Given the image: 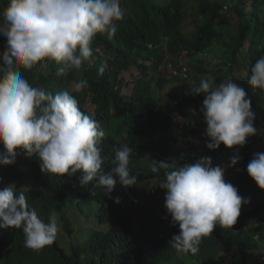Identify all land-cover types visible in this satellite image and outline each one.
<instances>
[{
    "label": "trees",
    "instance_id": "trees-1",
    "mask_svg": "<svg viewBox=\"0 0 264 264\" xmlns=\"http://www.w3.org/2000/svg\"><path fill=\"white\" fill-rule=\"evenodd\" d=\"M195 1L120 0L123 18L115 22V35L97 33L91 43L92 57L81 69L60 76L59 65L50 59L31 70L18 69L34 88L51 93L69 91L81 111L100 122L105 131L99 145L105 158L103 172L115 166L112 161L116 150L127 144L132 148L128 169L138 178L135 186H148L150 190L156 187L158 194L166 192L159 184L165 179V171L171 169L152 173V161L182 167L210 157L212 166H219L230 152L223 144L215 150L207 147L210 141L202 111L205 96L191 91L202 79L214 80L217 85L230 80L243 87L251 100L256 134L264 138V112L253 102L255 93L264 90L253 89L247 83L252 65L264 56V0ZM7 5L8 0H0V24ZM6 48L7 38L0 35V67L4 66L2 54ZM101 65L105 71L98 75ZM207 73L210 76H205ZM3 75L0 73V78ZM85 80L88 86L75 91V84ZM127 88L130 91L124 93ZM179 116L193 117L190 133L188 122L179 123ZM175 129L182 131V139L155 138L158 133ZM196 141L199 144L193 146ZM254 143L250 136L240 146L239 167L243 171L233 172L228 182L249 203H242L232 227L217 225L202 239L197 253L188 252L197 264H249L254 254L264 253V190L247 172L255 157ZM5 151L0 145V153ZM16 153L13 164L0 165V190L13 185L17 193L24 189L28 206L38 218L45 223L53 216L59 222L61 218L63 233L69 237L74 230L64 219L66 208L75 217L79 215L89 222L96 216L97 221L93 218V227L88 230L92 233L73 245L71 254L58 236L52 245L32 250L24 245L22 229H0V264L174 263L179 251L169 241L179 235L180 229L178 224L173 225L171 216L150 226L147 218L137 224L122 211L121 197L135 186L125 188L117 183L106 194L103 188L95 187V180L81 187L79 172L71 176L45 174L38 155L29 156L23 149H16ZM145 194L151 197L149 192ZM117 197L119 204L114 202ZM94 203L97 207L92 206ZM257 264H264V259Z\"/></svg>",
    "mask_w": 264,
    "mask_h": 264
},
{
    "label": "clouds",
    "instance_id": "clouds-1",
    "mask_svg": "<svg viewBox=\"0 0 264 264\" xmlns=\"http://www.w3.org/2000/svg\"><path fill=\"white\" fill-rule=\"evenodd\" d=\"M3 16L0 35L7 38V48L2 54L4 66L0 67L4 73L0 78V145L6 151L0 153V165L13 164L16 149H23L29 156L38 155L42 173H81V187L95 180V187L109 194L117 183L125 188L135 186L138 178L128 169L132 148L122 145L115 152V166L103 172L105 158L99 145L105 131L100 122L81 111L69 91L51 93L34 88L18 70H31L46 59L59 65L60 76L81 69L92 57L91 43L96 34L115 35V22L123 18L120 0H8ZM104 71L101 65L98 75ZM247 83L264 90V56L252 65ZM87 86L85 80L74 88L81 91ZM191 91L205 96L202 111L210 150L221 144L229 149L243 146L247 137L256 134L251 100L243 87L230 80L217 85L204 78ZM239 159L238 155L231 157L228 166H235ZM161 169H171L165 171L159 187L166 190L165 208L173 225L180 229L169 241L179 252L197 253L204 237L217 225L232 227L242 203H249L225 181V169L212 166L210 157L182 167L151 162L152 173ZM247 172L264 190V153L255 155ZM156 191L154 187L151 194L156 195ZM114 202L119 204V197ZM8 228L22 229L24 245L32 250L52 245L59 232L56 218L43 222L29 208L25 190L17 193L14 185L0 190V229Z\"/></svg>",
    "mask_w": 264,
    "mask_h": 264
},
{
    "label": "rangeland",
    "instance_id": "rangeland-1",
    "mask_svg": "<svg viewBox=\"0 0 264 264\" xmlns=\"http://www.w3.org/2000/svg\"><path fill=\"white\" fill-rule=\"evenodd\" d=\"M195 1V0H194ZM202 0L195 1L196 4H200ZM106 55V54H105ZM208 60H212L213 63L215 64L216 61L210 57H207ZM126 74V73H124ZM205 76H210L209 73L205 74ZM130 91V88H127L124 90V93H127ZM256 97L253 98V102L255 103L256 106H259L262 109V112H264V92H256ZM260 111V110H259ZM193 116V115H192ZM187 117L185 118L184 116H179L178 122L183 123V122H188V128L189 133L191 132V126H192V121L193 117ZM163 137L165 139H182L183 133L180 129H175L167 133H158L155 138L158 137ZM251 138L255 139V155L257 153H264V138L261 136V134L253 135ZM199 144L198 141H196L194 145ZM241 150V149H240ZM232 151L230 149V152L227 154V157L225 161L219 166L225 169V175L224 179L228 183L231 174L235 171L242 172L243 170L239 167L242 165V158L238 154L239 151ZM238 155L240 157L239 162L232 167H229L228 165L230 164V158L233 156ZM215 167V165H213ZM18 170H20V167H17ZM242 170V171H241ZM10 178H15V175H10ZM145 192H149L151 197H146ZM165 196L166 192H162L159 194L156 193V195L151 194L150 188L147 186L143 185H137L133 187L129 193L125 196H122L123 200V206H122V211L126 214H130L136 221L137 224L143 223L145 221V218H147V221L150 226H155L157 222H159L160 218H170V214H168L166 208H165ZM92 206H96L97 204L94 203ZM96 207H93L95 209ZM112 209L113 207L110 206ZM73 211L70 210L69 208H66L64 211V219L68 222H70L74 233L72 236H67L64 235L63 233V220L60 218V222L57 220V225L59 228V232L57 234L60 244L62 247H64L65 251L68 254H71L72 246L83 242L92 232H88L91 227H93V218L97 221L96 216H93L89 219V222L86 221V219L81 218L79 215L73 216ZM87 228V230H84ZM188 252H183L180 251L177 255V259L174 261L173 264H197L196 262L192 261L190 257L188 256ZM225 257L230 261V254L226 253ZM264 259V253H256L254 254V257H252V260L249 264H257L258 260ZM229 264V263H227Z\"/></svg>",
    "mask_w": 264,
    "mask_h": 264
},
{
    "label": "built area",
    "instance_id": "built-area-1",
    "mask_svg": "<svg viewBox=\"0 0 264 264\" xmlns=\"http://www.w3.org/2000/svg\"><path fill=\"white\" fill-rule=\"evenodd\" d=\"M240 149H241L240 146H234L233 148H231V150L234 151V152H236V151H238Z\"/></svg>",
    "mask_w": 264,
    "mask_h": 264
},
{
    "label": "bare ground",
    "instance_id": "bare-ground-1",
    "mask_svg": "<svg viewBox=\"0 0 264 264\" xmlns=\"http://www.w3.org/2000/svg\"><path fill=\"white\" fill-rule=\"evenodd\" d=\"M163 220V219H162ZM164 221V220H163ZM189 256V255H188ZM177 259V258H176Z\"/></svg>",
    "mask_w": 264,
    "mask_h": 264
}]
</instances>
